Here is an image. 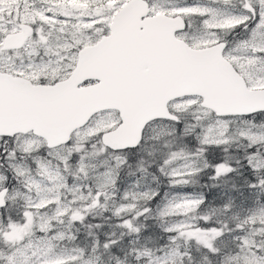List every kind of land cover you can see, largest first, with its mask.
I'll use <instances>...</instances> for the list:
<instances>
[{"label": "snow or ice", "instance_id": "1", "mask_svg": "<svg viewBox=\"0 0 264 264\" xmlns=\"http://www.w3.org/2000/svg\"><path fill=\"white\" fill-rule=\"evenodd\" d=\"M0 264H264V0H0Z\"/></svg>", "mask_w": 264, "mask_h": 264}]
</instances>
